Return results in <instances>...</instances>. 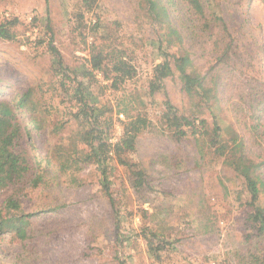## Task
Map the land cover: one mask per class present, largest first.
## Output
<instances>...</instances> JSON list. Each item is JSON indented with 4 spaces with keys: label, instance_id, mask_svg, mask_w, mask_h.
Instances as JSON below:
<instances>
[{
    "label": "rangeland",
    "instance_id": "rangeland-1",
    "mask_svg": "<svg viewBox=\"0 0 264 264\" xmlns=\"http://www.w3.org/2000/svg\"><path fill=\"white\" fill-rule=\"evenodd\" d=\"M155 2L0 0V25L13 35L0 37V100L15 107L36 158L24 177L0 186V264H264V231L249 221L243 179L208 142L216 129L223 140L240 136L264 207V0H199L200 11L188 0ZM166 52L187 55L208 91L188 96L175 71L151 93ZM120 61L133 72L113 85ZM81 92L108 120L109 144L127 122L139 128L120 157L142 171L143 186H132L131 169L113 155L112 203L81 142ZM23 94L36 124L15 106ZM166 100L177 115L205 119L208 135L174 136Z\"/></svg>",
    "mask_w": 264,
    "mask_h": 264
},
{
    "label": "trees",
    "instance_id": "trees-1",
    "mask_svg": "<svg viewBox=\"0 0 264 264\" xmlns=\"http://www.w3.org/2000/svg\"><path fill=\"white\" fill-rule=\"evenodd\" d=\"M144 1L150 9H153L156 3L155 0ZM188 1L195 10H201L199 0ZM12 36L8 26L1 24L0 37L7 39ZM178 41H181L179 35ZM167 42L171 45L172 39L169 38ZM49 45L54 65H56L58 69H63L60 52L53 45ZM168 56L169 54L166 52L163 61L157 63L153 68V77L149 84L151 93L162 89L165 78L172 76L175 71H177L181 81L182 90L188 96L194 97L202 94V91L204 94L208 91L204 86L203 77L193 71H188L191 60L187 55L173 57L171 60ZM101 59L100 56H93L91 58L94 69L100 70ZM65 68L66 67H64V69ZM112 70L114 72L113 85H116L119 80L121 81L126 77H131L133 67L127 65L124 61H120ZM78 97L79 102L74 115L82 126V131H79L81 142L88 148L86 156L90 158L93 163L98 164V168L102 174L104 190L112 203L113 199L109 195L108 177L106 175L108 171L106 161L113 158V155L121 164L127 165L131 169L134 178L132 186L134 188H141L143 186L144 179L142 171L135 169L132 164H129L120 157L121 153L134 149L139 128L133 121L127 122L123 127V134L120 140L113 145L109 144L105 137V129L109 125L108 120L100 116V109L95 107V105H91L92 102H89L82 92L78 94ZM165 104L166 111L164 113V118L169 123L168 127L171 128L174 136L184 137L188 134H198L199 136H203L204 134L208 135L209 131L205 127V119L177 115L175 108L168 100L165 101ZM15 106L29 113L28 123L36 124L35 109L32 104L27 101V94L19 96ZM196 118H199L197 122ZM216 131L217 129L210 133L208 142L211 146H215L214 150H216L220 156H223L230 167L243 179V183L249 194L248 204L251 207L248 217L249 221L253 224L255 230L257 229V231L263 232L264 207L258 204L259 192L263 183L254 173L255 165L247 155V151L243 149L242 139L237 133L233 131V135L230 139L223 140L221 137H218L220 135ZM26 132L27 128L21 123L12 103L0 100V186L24 177L32 170L36 162V158L31 157L29 150L22 142ZM41 179V175L33 179L34 185L38 184L37 182ZM147 245L149 248L153 246L150 241H147ZM157 249L158 247L152 250L156 251ZM120 264L124 263L120 262Z\"/></svg>",
    "mask_w": 264,
    "mask_h": 264
}]
</instances>
